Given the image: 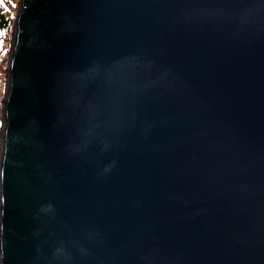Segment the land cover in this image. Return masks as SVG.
I'll return each instance as SVG.
<instances>
[{
  "label": "water",
  "instance_id": "obj_1",
  "mask_svg": "<svg viewBox=\"0 0 264 264\" xmlns=\"http://www.w3.org/2000/svg\"><path fill=\"white\" fill-rule=\"evenodd\" d=\"M0 264H264V0H18Z\"/></svg>",
  "mask_w": 264,
  "mask_h": 264
},
{
  "label": "trees",
  "instance_id": "obj_2",
  "mask_svg": "<svg viewBox=\"0 0 264 264\" xmlns=\"http://www.w3.org/2000/svg\"><path fill=\"white\" fill-rule=\"evenodd\" d=\"M16 5V0H0V98H1V88L3 87L4 73L1 67L5 63V51L6 43L9 35L11 33L12 18L14 16L13 10ZM5 83V82H4ZM1 100V99H0ZM1 108V101H0Z\"/></svg>",
  "mask_w": 264,
  "mask_h": 264
},
{
  "label": "rangeland",
  "instance_id": "obj_3",
  "mask_svg": "<svg viewBox=\"0 0 264 264\" xmlns=\"http://www.w3.org/2000/svg\"><path fill=\"white\" fill-rule=\"evenodd\" d=\"M17 3H18V0H16V5H15V8H14V10H13V14H14V16H11V18L13 19L12 20V24H13V21H14V18H15V13H16V7H17ZM12 28V27H11ZM10 37H11V33H10V35H9V38L7 39V43H6V51H5V56H4V58H5V63L3 64V65H5L4 67H1V69L3 70V73H4V78H3V84H5L4 82H5V69H6V67H7V64H8V58H9V56H8V52H9V46H10ZM3 90H4V85H3V87L1 88V100H2V97H3ZM0 100V101H1ZM1 117H2V106H1V108H0V129H1Z\"/></svg>",
  "mask_w": 264,
  "mask_h": 264
}]
</instances>
